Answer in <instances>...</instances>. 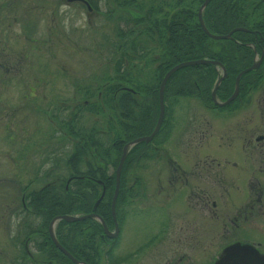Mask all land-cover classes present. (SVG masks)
Wrapping results in <instances>:
<instances>
[{"label": "rangeland", "instance_id": "374dc122", "mask_svg": "<svg viewBox=\"0 0 264 264\" xmlns=\"http://www.w3.org/2000/svg\"><path fill=\"white\" fill-rule=\"evenodd\" d=\"M94 1L103 13L87 10L76 0H67L66 4L56 0H3L0 264L21 263L16 256L22 247L14 237L23 222L32 217L21 204V195H26L23 189L37 191L47 183H58V178L47 174L52 167L53 174L66 173L61 159L69 145L57 134L50 137L51 120L65 115L69 100L82 97L76 94L77 83L107 71L112 73L105 38L112 35L114 21L104 13L111 11L113 4L109 0ZM216 69L221 75V67ZM243 104L220 110L196 98H183L174 107L160 144L163 154L175 155L184 168L194 170L188 173L185 185H179L183 188L181 195H186L190 186L200 185L210 190L215 206L211 205L205 215L189 199L181 198V204H173L168 211L158 208L161 195L156 173L160 160L150 158L146 169L136 171L142 176V186L133 188L137 196L121 208V220L116 218L119 235L114 255L125 259L123 264H209L232 241L253 243L264 252V138L256 140L258 135L264 137V80ZM200 121V127L207 123L201 138L194 130ZM248 137L256 148L245 146L241 156L236 155ZM194 142H202L204 147L211 143L207 144L211 149L204 151L210 153L213 168L218 162L224 165L225 158L236 161L235 168L228 167L232 176L221 181L212 175L207 180L199 176L197 166L192 165L198 161L190 149ZM160 180L166 191L165 176ZM142 193L147 196L144 201ZM166 217L168 230L161 236L159 220ZM31 220L38 223L37 219ZM35 243L29 245L33 256L40 255Z\"/></svg>", "mask_w": 264, "mask_h": 264}, {"label": "trees", "instance_id": "16d2710c", "mask_svg": "<svg viewBox=\"0 0 264 264\" xmlns=\"http://www.w3.org/2000/svg\"><path fill=\"white\" fill-rule=\"evenodd\" d=\"M88 1L99 11L96 1ZM203 1L115 0L123 9L132 10L130 15L120 16L124 25H115L112 35L105 38L112 73L107 71L77 83L76 94L82 97L69 100L65 115L51 120L50 137L57 134L60 141L69 145L61 159L66 173L62 177L53 174L52 167L47 174L58 178V183H47L37 191L23 189L29 199L25 211L32 216L25 222H32L34 218L38 223L25 225L19 237H14L22 247L16 256L20 264H75L49 236V223L56 216L94 212L109 229L114 227L111 199L123 146L153 131L159 113V83L172 66L202 58L220 62L226 74L216 90V98L223 102L234 91L236 75L254 62L256 54L259 56L264 51V0L209 1L202 13L209 32L227 34L234 28L245 29L232 32L226 39H213L200 26L198 10ZM104 14L110 16V9ZM216 66H186L168 78L164 88L165 114L159 131L150 142L133 145L125 157L115 206L118 220H121V208L137 196L133 192L135 185L142 186V176L136 171L146 169L150 158L163 154L160 144L174 107L181 99L196 98L213 109H236L247 102L250 93L264 80L263 57L257 69L241 76L237 97L227 105L218 106L210 93L220 76ZM103 190V197L93 208ZM28 236H35L33 243L36 242L40 254L34 258L26 256L23 246ZM55 236L85 264H123L125 261L114 255L118 238L104 235L101 222L95 218L60 219Z\"/></svg>", "mask_w": 264, "mask_h": 264}, {"label": "flooded vegetation", "instance_id": "af4514ba", "mask_svg": "<svg viewBox=\"0 0 264 264\" xmlns=\"http://www.w3.org/2000/svg\"><path fill=\"white\" fill-rule=\"evenodd\" d=\"M49 2V0H46ZM58 1L59 3H64L66 4V1L67 0H56ZM78 1L77 3L81 4L82 6H85L86 9H87V6L85 5V3L81 0H76ZM88 1V0H87ZM111 2V4H113V8L111 9L110 11V16H111V21H114L113 25H119L121 24V26L124 25V22H122L120 19V16L123 15H130L129 12H131L132 8H129V9H123L121 6H118L115 2V0H109ZM89 3V1H88ZM90 4V3H89ZM44 5H47V3H44ZM3 6H4V3H3V0H0V23L2 22V19H3ZM99 11H101L100 9H98ZM99 11H96V13H99ZM199 11V10H198ZM133 13V12H132ZM203 13V11H202ZM123 15V17H124ZM126 18V17H125ZM130 20V18H127ZM7 52V51H6ZM264 52V51H262ZM261 52V53H262ZM5 53V48L3 47L2 45V41H1V38H0V66H4V61H3V55ZM261 54L258 56L256 54L255 56V59H258L260 58ZM264 57V55H263ZM263 59V58H262ZM262 62V60H261ZM261 64V63H260ZM10 67H12L13 70H16L17 71V68L15 69V66L14 64H11ZM15 72V71H14ZM17 73V72H16ZM15 73V74H16ZM17 81V80H15ZM242 106H244V104H242ZM196 113V112H194ZM195 117H196V114H193ZM201 123H203V121L199 122V126H197L198 128L194 129L196 130L195 133L198 134L199 138L205 136L204 135V132H205V129L207 128V123H204V125L202 127H200ZM201 128V129H199ZM199 129V130H198ZM264 137L262 135H258L256 137V140L259 141V140H262ZM250 137L247 138V140L244 142V143H241L240 146V152H236V155H239L241 156V152L242 150L244 149L245 146L251 148V149H255L256 147L254 146V144L249 140ZM249 140V141H248ZM207 144H210V142L206 143L205 147H204V144H202V142H194L193 143V146L190 147V149L193 151L196 159L198 158V161L197 163H193L192 165L194 166L195 168V165L197 166V171L196 173L201 176V177H205V180L207 179H210L209 177H211V175L213 177H215L216 180H224L226 178H229V175L232 176V173L228 170V167L231 165L232 167L237 165V162L236 161H233V162H229L228 158H225V162H224V165L220 162H218L215 166V168H213V165H212V161H211V155L210 153H208L207 151L205 152V150H210L211 149V146L210 145H207ZM204 152V153H202ZM175 155H168V154H161L159 158V170H157V180L158 183H159V187L158 188V193L161 195V197H159V205H158V208H165L166 211L169 210L170 207H173V204H181V198H184V199H189L191 201V204L196 208V209H201L204 214L206 215V210H209L211 208V205L215 206V203L212 202L211 200V194H210V190L206 187H200V185H196L194 184L193 187L190 186V188H188L187 190V194L186 195H181V189L183 188H180L179 185H185L186 181H187V178H188V173L190 172V174L193 172L194 173V170L190 167H188V169L184 168L183 165H181L180 162H178L176 158H174ZM213 160V159H212ZM235 170V169H233ZM166 172V174H165ZM234 173V172H233ZM131 175V174H129ZM162 176L166 178V181H167V185L166 187H168V189L165 191V189L163 188V186L160 184L161 180L162 179ZM149 181V177L147 179ZM142 199L143 201L147 198V196L145 195V193H142ZM172 196V202H170V197ZM260 196L258 197V201L260 200ZM21 204L22 206L26 209L28 208V205L26 207L25 203L28 201L29 203V199H26V195L25 194H22L21 195ZM254 203V202H253ZM249 207L252 209L253 208V205H249ZM163 211V210H162ZM165 211V213H166ZM144 212H147V210ZM235 219V218H234ZM238 219V218H237ZM234 220L236 223H237V226H240L239 223H238V220ZM243 221L245 220V218L243 217L242 218ZM168 218L166 217L163 221L160 219L159 220V225H162V230H161V236H164L165 233L167 232V228H168V225H167V221ZM234 222V223H235ZM24 225H22V227H20V230L19 233L16 235L19 237V234L21 233L20 231H22V229H24L23 227L25 225H35V223L33 224V222H29V223H26V222H23ZM171 225V224H169ZM49 231V230H48ZM18 237H17V240H18ZM26 237V236H25ZM33 237H30L28 236L25 241L23 242V246H24V249L26 250V256L28 257H33L34 256L32 255L33 253L30 251V247L29 245L33 243ZM19 242V241H18ZM234 242V241H232ZM245 242V241H243ZM45 243H47V240L45 241ZM230 243V242H229ZM257 246V245H256ZM258 247V246H257ZM260 250V249H259ZM261 251V250H260ZM263 252V251H261ZM219 254V253H218ZM181 258V256H180Z\"/></svg>", "mask_w": 264, "mask_h": 264}, {"label": "water", "instance_id": "95a60500", "mask_svg": "<svg viewBox=\"0 0 264 264\" xmlns=\"http://www.w3.org/2000/svg\"><path fill=\"white\" fill-rule=\"evenodd\" d=\"M69 1L71 2L73 0H68V2ZM81 1H83L85 3V5L87 6V10H93L92 6L88 3L87 0H81ZM209 1L210 0H204L202 2V4L200 5L199 11H198V20H199L200 26L202 27V29L205 31V33L207 35H209L213 39H226V38H229L231 36V33L236 31V30H245L244 28H234L227 34H213V33L209 32L207 30V28L204 24L203 18H202V11L205 8V6L209 3ZM263 55H264V52L261 53L260 58L255 59L254 62L249 67L243 69L242 71H240L236 75L234 91L223 102L218 101L216 98V90H217L221 80L223 79V77L226 74L225 69L223 68V66L221 65L220 62H218L216 60H209V59L202 58V59L182 61V62H179L176 65L172 66L164 74V76L162 77V79L160 81V85H159V89H158L159 113H158L157 121H156V124H155L153 131L149 135L135 138L123 146L122 154H121L119 163L117 165V168L115 170V188H114L113 196L111 199V213H112V218L114 221V230L113 231L109 230V228L107 227V225L105 224L103 219L94 212L83 214V215H79V214H76V215H70V214L59 215V216L54 217L49 223V234H50V237H51L54 245L62 253L67 255L75 264H85L83 261H79L77 258H75L68 250H66L58 242V240L55 236V233H54V225L60 219H63L65 221H79V220H83L85 218H95L101 222V224L103 226L104 235H106L109 238H116L117 237V235L119 233V227H118V223L116 220L115 206H116L117 196L119 193L120 175H121L122 167H123V164L125 161V157L129 151V149L133 145H135L136 143H139L141 141H144L146 143L150 142L152 140V138L156 135V133L159 131L160 126H161L163 119H164V114H165L164 88H165V85H166L168 78L170 77V75L172 73H174L178 69L186 67V66L204 65V64H213V65L220 66L222 71H223V74L217 77L215 84L211 90V98L216 105L224 106V105H227L230 102H232L237 97L238 91H239V80H240L241 76L246 72L257 69L260 66ZM103 195H104V190L102 191L101 195L96 200V202L94 203L93 208H96L98 202L101 200ZM210 264H264V253L261 252L256 246H254L253 244H251L249 242L235 241V242H232V243L225 245L222 248L218 257Z\"/></svg>", "mask_w": 264, "mask_h": 264}, {"label": "bare ground", "instance_id": "6f19581e", "mask_svg": "<svg viewBox=\"0 0 264 264\" xmlns=\"http://www.w3.org/2000/svg\"><path fill=\"white\" fill-rule=\"evenodd\" d=\"M160 84V83H159ZM211 93V92H210ZM165 102V101H164ZM159 104V103H158Z\"/></svg>", "mask_w": 264, "mask_h": 264}]
</instances>
